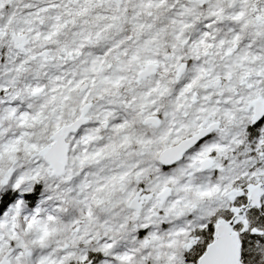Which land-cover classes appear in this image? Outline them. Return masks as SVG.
Returning a JSON list of instances; mask_svg holds the SVG:
<instances>
[{
    "label": "snow or ice",
    "instance_id": "1",
    "mask_svg": "<svg viewBox=\"0 0 264 264\" xmlns=\"http://www.w3.org/2000/svg\"><path fill=\"white\" fill-rule=\"evenodd\" d=\"M0 264H264V0H0Z\"/></svg>",
    "mask_w": 264,
    "mask_h": 264
}]
</instances>
